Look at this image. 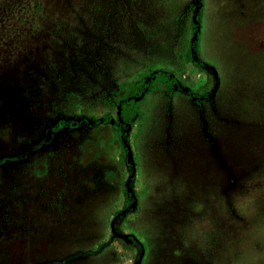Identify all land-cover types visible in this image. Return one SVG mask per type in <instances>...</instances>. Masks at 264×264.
I'll return each instance as SVG.
<instances>
[{"label":"rangeland","instance_id":"374dc122","mask_svg":"<svg viewBox=\"0 0 264 264\" xmlns=\"http://www.w3.org/2000/svg\"><path fill=\"white\" fill-rule=\"evenodd\" d=\"M0 264H264V0H0Z\"/></svg>","mask_w":264,"mask_h":264},{"label":"trees","instance_id":"16d2710c","mask_svg":"<svg viewBox=\"0 0 264 264\" xmlns=\"http://www.w3.org/2000/svg\"><path fill=\"white\" fill-rule=\"evenodd\" d=\"M188 60L190 58V55L187 53ZM141 77L134 83V85L130 88V94L131 95H136L143 89L145 92H149L151 90H154L156 87V84L158 82H165V83H170L174 81V77L169 75L167 72L162 71V70H156L155 72H150L149 75L147 76L148 79L145 80L146 78L144 75H140ZM46 141V140H45Z\"/></svg>","mask_w":264,"mask_h":264},{"label":"water","instance_id":"95a60500","mask_svg":"<svg viewBox=\"0 0 264 264\" xmlns=\"http://www.w3.org/2000/svg\"><path fill=\"white\" fill-rule=\"evenodd\" d=\"M49 132V131H48Z\"/></svg>","mask_w":264,"mask_h":264}]
</instances>
